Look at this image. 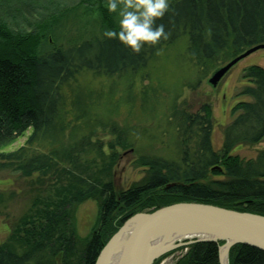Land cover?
I'll use <instances>...</instances> for the list:
<instances>
[{"label":"trees","instance_id":"16d2710c","mask_svg":"<svg viewBox=\"0 0 264 264\" xmlns=\"http://www.w3.org/2000/svg\"><path fill=\"white\" fill-rule=\"evenodd\" d=\"M22 1L0 0V151L27 136L17 149L0 152V167L35 176L45 189L0 244V264H94L129 217L178 202L264 216V150L250 160L231 154L235 147L257 144L264 137V69L258 65L244 69L250 85L241 94L251 100L234 106L239 113L223 129L220 150H213L211 112L203 104L194 114L180 115V159L141 157L147 173L127 189L116 190L112 178L119 152L111 149L107 163L92 168L81 159L87 140L68 139L86 112L98 105L70 88L81 69L107 76L137 71L160 49L186 35L189 58L207 74L264 43V0H172L173 10L157 21L164 24L168 39L139 54L103 36L105 29L118 30L105 0H70L71 4L41 0L36 7L11 6ZM66 4L64 15L56 16ZM80 19L91 25V32L85 31L82 42L60 44ZM116 137V146L127 148L125 140ZM213 175L223 179H211ZM2 196L0 191V204ZM86 199L98 202V217L92 233L80 239L74 230V210ZM222 243L182 246L172 264H220ZM228 264H264V251L236 244L229 250Z\"/></svg>","mask_w":264,"mask_h":264},{"label":"rangeland","instance_id":"374dc122","mask_svg":"<svg viewBox=\"0 0 264 264\" xmlns=\"http://www.w3.org/2000/svg\"><path fill=\"white\" fill-rule=\"evenodd\" d=\"M66 2L72 3L70 0ZM39 3L41 0H23L11 6L36 7ZM68 6H60L56 16L61 13L64 15ZM24 12L29 13L28 10ZM4 17L9 19L8 16ZM76 22L77 25L70 27L60 44L66 46L69 40L82 42L81 38L86 37L85 31L87 34L91 32V25L86 24V20ZM67 25L63 30L68 28ZM21 26L25 27L24 21H21ZM187 45L188 38L184 35L156 52L145 67L137 71L107 76L81 69L70 82L73 92H81L88 102L94 99L98 105L86 112L83 122L68 139H71V143L80 142L82 138L87 140L89 144L84 147L86 150L81 154V159L92 168L99 169L103 163H107L106 157L111 149L119 152V158L111 169L118 191L129 188L145 177L147 168L139 163L141 157H159L172 161L180 159L179 118L182 113L194 114L203 104L209 106L211 143L213 150L218 151L222 145L223 129L239 113L233 111L234 106L240 101L251 100L241 94L243 88L250 85L243 77L244 69L251 65L264 69V49L241 59L216 87H211L207 83L211 69L207 74L199 72L188 56ZM117 134L125 140L127 148L116 146ZM26 136L0 152L13 151L22 146ZM262 150L264 137L257 144L235 147L231 154L242 160H250L255 159ZM211 179L221 180L223 177L213 175ZM42 185L36 182L35 176L24 177L19 171L0 167V191L3 193V202L0 204V244L5 242L16 221L28 212L33 200L44 194L45 187ZM97 217L96 200L86 199L77 204L73 220L76 236L80 239L88 237L95 227ZM179 248L160 256L156 264H172L183 252Z\"/></svg>","mask_w":264,"mask_h":264},{"label":"water","instance_id":"95a60500","mask_svg":"<svg viewBox=\"0 0 264 264\" xmlns=\"http://www.w3.org/2000/svg\"><path fill=\"white\" fill-rule=\"evenodd\" d=\"M259 49H264V43L217 67L207 83L216 87L237 62ZM203 241L223 242L218 247L220 264L223 254L228 264L229 250L236 244L264 251V216L200 202H178L138 212L109 238L94 264H153L173 249Z\"/></svg>","mask_w":264,"mask_h":264},{"label":"clouds","instance_id":"9594fccd","mask_svg":"<svg viewBox=\"0 0 264 264\" xmlns=\"http://www.w3.org/2000/svg\"><path fill=\"white\" fill-rule=\"evenodd\" d=\"M104 7L114 15L118 30L105 29L103 36L117 40L131 53L168 39L164 24L157 21L173 10L171 0H105Z\"/></svg>","mask_w":264,"mask_h":264},{"label":"bare ground","instance_id":"6f19581e","mask_svg":"<svg viewBox=\"0 0 264 264\" xmlns=\"http://www.w3.org/2000/svg\"><path fill=\"white\" fill-rule=\"evenodd\" d=\"M119 255H120V251L115 254V259H114L115 261L119 258ZM222 262H223V264L227 263V259H226L225 254L222 255Z\"/></svg>","mask_w":264,"mask_h":264}]
</instances>
